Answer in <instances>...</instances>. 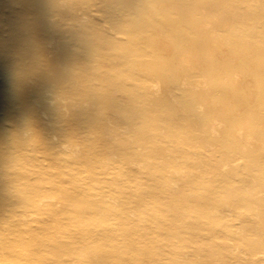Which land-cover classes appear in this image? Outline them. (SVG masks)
<instances>
[{
  "label": "bare ground",
  "instance_id": "1",
  "mask_svg": "<svg viewBox=\"0 0 264 264\" xmlns=\"http://www.w3.org/2000/svg\"><path fill=\"white\" fill-rule=\"evenodd\" d=\"M27 1L38 7V14L20 8L9 12L0 20V24L10 26L7 37L0 39V220L10 221L12 216L20 218L17 227L10 223L13 229L11 233L18 239L10 242L9 250L4 241V238L8 239L9 233L0 232V252L7 251L12 264L21 260L31 264L42 252V264H60L53 260V255L58 251L69 256L68 264H174L175 252L170 244L167 249L161 247L160 252H156L157 249L152 246L155 240L152 234L154 229H159L157 232L162 237L174 234L177 239H181L186 233L172 229L177 224L188 222L191 229L193 227L196 231L195 234L200 235L203 231L202 225H199L200 217H214L218 220L229 218L242 208L239 203H245V209L252 213V217L264 216V166L257 167L261 160L256 161L255 165L251 163L253 168L248 177L241 181L240 188L247 193L239 199L235 198V187L228 169L230 162H240L249 154V150L246 153L245 143L255 154H261L260 138L264 136V47L242 50L237 41L230 45L224 43L218 31L226 28L227 20H233L237 24L246 19V15L241 17L228 12L222 16L219 12V7L224 5L221 0H208L203 1L204 3L194 0L191 5L184 0H149L145 14L159 17L174 15L175 18L159 26L154 21L137 25L136 32L139 34L137 33L135 41L149 44L148 55L138 52V43L131 46V50H134L132 54L125 55L127 49L121 43V34L112 32L119 24L106 31L100 30L96 41H86L88 44H84L81 52L72 50V44L67 39L60 43L62 46L59 50L52 52L42 47L36 34L46 31L63 32L60 28L61 21L73 13L77 0H68L65 9L55 0L44 1L42 5L38 0ZM107 3L108 0L96 1L93 12L101 16L109 13L110 6ZM229 3L246 8H251L252 5L251 0H229ZM118 10L124 15H132L131 19L134 20L133 14L138 8L133 0H121ZM191 10L195 11L189 14ZM83 15L85 12L79 15V21L85 18ZM213 16L221 17L215 29H206L195 36L191 33L199 27L200 19ZM54 22L57 25H53L52 30L46 28H50ZM169 23L182 28L179 32L169 30L175 41L172 46L165 37L158 35ZM235 33L237 36L242 32ZM28 35L35 37L29 40L26 38ZM131 41L132 39L127 43L130 44ZM95 55L112 64L128 62L130 71L127 76L135 79L134 94L143 105L140 112H133L132 115L117 120L113 115L127 109L121 108V105L103 103V90L86 86L88 70L80 72L77 66L90 63L89 56ZM154 61H161L164 65L160 69L153 64ZM146 62L153 66H146ZM183 62L187 64V69ZM187 72L192 73L195 79L189 80ZM89 73L96 81L106 84L112 79L94 66L90 67ZM115 89L116 92L126 91V86L117 85ZM82 93L88 94L92 103L86 109L72 104L73 95ZM96 95H101L98 103L93 102L99 98ZM36 98V102L31 101ZM232 102L246 105L240 116L237 115L240 108H236V105L229 107ZM160 105L166 108L164 118L168 123L166 134L171 138L169 144L160 142L161 134L165 133L153 114L154 108ZM62 108H74L80 114L75 120L67 121L68 129L60 128L59 138H53L54 134L50 136V132L58 128L60 123L66 122L63 116L66 114ZM42 111L50 112V123L46 121L49 129L39 117L38 113ZM102 112L103 117L100 115ZM140 114H145L146 120L147 117L150 119V129L144 130L136 138L125 137L122 142L121 134L126 136L134 131L139 119L136 115ZM216 116L221 117V120ZM71 129L77 131L78 135H71ZM110 130L121 131L120 135L117 134L120 136L119 142H116L115 134L98 135ZM33 131L36 132L34 137ZM150 141H155V146L144 152L138 151L141 142ZM63 143H67L64 151ZM218 145L221 150H218ZM27 148L33 152H42V160L48 163L65 160L67 165H87L94 162L99 168L115 164L118 165L115 167L118 171L116 175L125 174L127 178L131 176L133 179L141 176L139 166L146 164L152 170L148 179L151 182L150 190L135 198H147L150 207L140 208L138 216L142 221L141 213L147 210L151 219L154 217L157 220L156 223L149 227L152 228L149 232H143L139 228L134 230L125 224L134 208L129 194H117L114 197L84 195L82 192L86 189L80 188L78 191L81 194L37 198L41 188L34 184L41 177H47L48 181L54 183V187H58V192H64L62 183L78 180V177H84L87 172L77 167L69 169L67 165L47 172L30 171L24 165H31L29 160L33 161V154L21 156ZM253 156L252 154L250 158ZM210 157H215L214 161L207 159ZM13 164L24 166L20 175L11 172ZM67 170L72 173L67 174ZM26 177L31 179L33 187L17 192L18 199L8 203V193L2 190L4 183L23 182L27 180ZM126 183L127 187H132L129 180ZM110 185L114 189L124 186L123 183ZM72 189L75 188L67 190ZM106 197L109 198L108 201H117L120 207L111 206ZM15 208L20 212H15ZM67 209H72L69 215L71 222L84 224L75 234L68 231L66 235H46L39 238L32 226L26 229L21 227L22 222L26 221V212H32L39 219L44 217L50 222L51 217L60 219ZM251 216L243 224V237L247 232L262 226L260 222L251 220ZM35 223L40 222L35 220ZM224 228L220 226L214 229L223 233ZM47 229V226L43 227V230ZM137 233L142 236L152 234V243L136 242ZM108 240L119 243L110 244ZM21 243L29 244V248H26L29 252L18 251ZM212 255L209 252L206 254L208 257Z\"/></svg>",
  "mask_w": 264,
  "mask_h": 264
},
{
  "label": "rangeland",
  "instance_id": "2",
  "mask_svg": "<svg viewBox=\"0 0 264 264\" xmlns=\"http://www.w3.org/2000/svg\"><path fill=\"white\" fill-rule=\"evenodd\" d=\"M42 5L44 4V1L48 0H38ZM68 0H55L56 3L59 5H62V8L65 9L66 4ZM98 0H77L76 3V8L73 10V13L68 14L63 21H61V31L63 32H51V31H46L45 33L41 34L38 33L36 34L40 40L41 44L43 45V48H46V51L52 50L57 51L61 48V42L65 39L70 41V44H72V50H78L81 52V50L84 47V44L87 42L94 43L96 39L99 36V33L101 32L100 30H108L111 28V26H115V24H119L120 26H115L114 31H112L114 34L120 33L121 36L120 38L123 40L121 42L127 49L125 52V55L132 54L134 50H131L132 47L134 46L133 44H137V47H139L138 52H140L141 55H148L150 51L149 44L146 42H136L135 37L138 32L136 30L138 29V26H141L144 23H147L148 21H154L156 25H162L163 22H169L173 21L174 15H169V16H157L153 14H145L147 11V1L149 0H133V3L137 6L138 11L133 14L135 15V19L132 20L131 16L132 15H124L122 14L118 8L120 5L121 0H108V5L110 6L109 8V13L107 14H102L101 15H96L93 10L95 9V3ZM186 3L189 5L192 4L194 0H184ZM203 1H208V0H200L202 3ZM224 5L220 6L221 10L219 12L223 14L225 13L228 14L232 12L236 13L237 15L241 16L246 15V19L242 20V22H238L236 24L235 21L227 20L226 21V28L224 29H218L222 40H224V43L226 44H232L233 42L237 41L239 44H241V49H248V48H253L255 50H258L260 47H264V0H251L252 5L251 8H246L244 6L238 7V5H231L229 3V0H221ZM195 3V2H194ZM204 3V2H203ZM24 7V8H23ZM26 9L30 11L33 14H38V7H35L34 5L28 3L27 0H6L3 3V0H0V20L4 19L5 16L8 15L9 12L11 11H16ZM195 11V10H194ZM194 11H189L191 13H194ZM85 12V15H83V18L81 21H79L81 18L79 15ZM101 14V13H100ZM188 14V16H189ZM221 20V17L219 16H213L210 18H203L200 19V23L198 24L199 27L195 29V31H191L193 35H199L200 32H203L204 30H213L215 29L216 23ZM6 22V21H5ZM53 25H57V22H54L52 26L46 27L48 29L52 30ZM138 25V26H137ZM31 26V25H29ZM179 25H171L169 23L168 26L165 28L163 27V31L158 33L160 37H165L166 41L172 46L174 45V36L169 32V30H174L176 32L182 31L181 27H178ZM161 27V26H160ZM63 28V29H62ZM10 26L7 24H0V39L7 37V31H9ZM235 31H241L242 33L240 35L236 36ZM139 34V33H138ZM235 34V35H234ZM34 35H28L26 38L29 40L34 38ZM112 37H114L112 35ZM119 39V38H118ZM132 39L131 43H127ZM134 39V40H133ZM33 40V39H32ZM36 41V40H35ZM141 42V43H140ZM136 46V45H135ZM136 49V47H135ZM90 57V63H85L77 66V70L80 72H85L87 71V77L85 79L86 86H92L93 88H96L97 90H103V103L109 104V105H121V108L127 109V111L119 112L118 114L113 115V118L115 119H122L123 117L127 115H132L133 112H140V108L143 106L141 103V100H138L137 97L135 96V90L134 89V83L135 79H130L127 72L130 71V68L128 67L126 62L122 63H108L104 62L101 59H99L96 55L89 56ZM146 58V57H144ZM147 59V58H146ZM149 60V59H147ZM94 61V62H93ZM150 61V60H149ZM152 62V61H150ZM150 62H146V66H151L152 64ZM163 63V62H162ZM161 61H154V65H156L158 68H162ZM179 63V62H177ZM184 65V68L187 69V64L182 63ZM130 65V63H129ZM63 67V65H61ZM60 66V67H61ZM94 66L98 71L102 72V74L112 77V79L106 84V82H100L96 81L94 78L90 77L92 76L89 73L90 67ZM153 66V65H152ZM147 68V67H146ZM188 73V72H187ZM187 78L189 80H194L195 77L192 73H188ZM1 81V77H0ZM153 81V80H152ZM117 85H124L126 86V91L118 90L116 92L115 87ZM101 95H96L97 98L94 100V103H98ZM73 105L74 106H82L84 109H86L88 106H90L91 100L88 97V94L82 93L81 95H73ZM58 99V98H56ZM33 102L37 101L36 99L31 100ZM53 102V101H52ZM233 105H236V108H240V111L237 112V115L240 116L241 113L244 112L246 109V105L243 103L239 102H232L230 106L233 107ZM231 107V109H233ZM164 106L160 105L157 108H154V117L158 121L159 126H162L164 129L163 133L161 134V143L164 144H169L171 143V138L168 137V134H166L167 131V126L168 123L165 121V110ZM166 109V108H165ZM63 113L66 115L64 116V119H66V122L60 123L58 128H55L51 134H54L53 138H59V135L61 134L59 132L60 128H65L68 129V124L67 121H70V119L75 120L80 112H78L76 109L70 108V110H66L65 108H62ZM39 117L40 119L43 120L44 126L48 127V123L46 121H49L50 123V112L49 111H42L39 112ZM86 115V113H84ZM101 117H103V112L100 114ZM139 117V119L136 122L134 131L131 134L128 135H123L121 134V131H105L102 133H99L98 135H109L108 133H111L112 135L121 134L123 137L121 141L123 142L126 138H136L139 135H141L144 130L150 129L151 126V121L147 117V120L145 119V114H140L136 115ZM104 117H106V114H104ZM100 118V117H99ZM216 118H221L216 116ZM53 119V118H52ZM61 120V117L59 118ZM221 120V119H219ZM54 121V119H53ZM62 122V121H59ZM10 125V123H9ZM161 127H159L160 130ZM49 129V127H48ZM34 132V131H33ZM71 135L77 136V131L71 129L69 131ZM149 134V132H148ZM33 137L36 135V132H34ZM115 137L116 142H119L120 136ZM259 138V137H258ZM261 144L259 151L261 154H255V152L251 149H249V146L245 143L246 146V153L249 150V154L243 157V160H239L240 162H234L229 164V171H230V177L232 178V184L235 187L234 195L236 199L242 198L243 195H246V192H243L240 188L242 185V180L246 179L248 175L250 174V170L253 168L252 165H255L256 161L261 160V164L258 163L257 167L262 168L264 166V136L260 138ZM67 143H63L64 148L62 147V151L65 150V145ZM155 141H150V142H141L139 146V152H144L146 149H149L152 146H155ZM244 145V143H242ZM219 146V145H218ZM218 150H221L220 146L218 147ZM33 154L32 157L34 158L33 161L29 160L31 162V165H24L30 168V171L37 170V171H45L47 172L48 170H56L59 167L66 166L67 163L64 161H56V163H48L44 162L42 160V152H33L30 148H27L24 150V154H21V156L25 155H30ZM254 155L253 158H250L251 155ZM22 158V157H21ZM257 158V159H256ZM211 162L214 161L215 157H210L207 158ZM253 160V162H249V160ZM226 161L228 159L225 158ZM207 163V161H206ZM252 163V165H251ZM24 164V163H23ZM23 165H16L13 164L11 167V172L18 174L19 175L23 172L22 169H24ZM118 165L115 164H108L106 167L99 168V166L96 163H89L87 165H80L78 163H71V165H67L69 169L72 167H77L81 169L83 172H87L84 174V177H78V180L68 182V183H62L61 187H63L65 190L64 192H58L56 189L58 188L57 186L54 187V183L48 181L47 177L43 178L41 177L40 180L34 184L37 187L41 188L40 192L37 194V198L41 197H48V198H56V196L59 195H76V194H81L78 190L80 188H85L86 190L82 193L84 195L88 194H100V195H106V196H117V194L122 195V194H129L131 196V201L133 203V211L129 214V220L128 222L125 221V224L130 225L131 227L136 230V228L143 229V232H149L152 228H149L152 226V224L156 223V219L153 217L151 219L150 212L149 211H144L141 213L142 221L139 220V209L140 208H148L150 207L149 202L146 201L147 198L144 199H137L135 197L140 196L144 194L147 190H150L149 187L151 186V182L148 180L149 175L152 173V170L148 168L146 164H141L139 166V169L141 171V176H136L134 179L131 177L127 178L125 174H119L116 175V169ZM68 171V170H67ZM72 172L68 171L67 174H71ZM92 173H98L97 175H92ZM260 173V170H259ZM259 176V175H258ZM14 177V176H12ZM92 177V179L90 178ZM15 178V177H14ZM27 180H24L23 182L21 181H6L4 186L2 187V190L5 191L7 194V199L8 203L13 202L18 199V194L17 192H23L25 188L31 189L33 186L31 183V179L26 177ZM138 179V181H137ZM129 180V184L132 185V187H127L126 181ZM60 183V182H57ZM112 183L115 184H121L123 183L124 186H122L120 189H114L113 187H110ZM74 187L75 189L72 190H67L69 188ZM90 187H93V189H90ZM232 187V186H231ZM56 190V191H55ZM149 198V197H148ZM106 201H108V197L105 198ZM139 200V201H138ZM235 200V199H234ZM51 201V200H50ZM111 206L113 207H120L119 204H117V201H108ZM235 204H237L235 202ZM52 206V205H51ZM142 206V207H141ZM238 206V205H237ZM239 206L242 208L238 209L237 212L232 215L229 218H222L218 220V218L214 217H200L199 225H202L203 231L200 233V235L195 234L196 231L191 229V225L188 222H184L182 225L177 224L176 227H174L172 230L176 232H185L186 235L184 238L177 239L174 234L166 237H162L159 235V229L152 233L155 237V240L152 244V246H155L157 249L156 252H160V248L163 247L162 249H167L169 244L170 247L172 248V251L175 252L174 257L175 262L174 264H248V263H253V264H264V216L255 218L252 217L251 214L248 212V209H245L247 206L245 203H239ZM15 212H20L19 209L15 208ZM72 213V209H67L65 213H63L60 216V219H56L54 217L50 218V222H47L48 219H44V217H39L35 216V214H32V212H26L24 214V219H26L25 222H22V226L24 229L26 227L32 226L34 229V232L39 238L45 237L46 235H66L68 231H72L77 233L84 224H78L75 222H71V219L69 218V215ZM251 216V220L256 222H260L262 226L258 229L255 228L253 231L247 232L246 236L243 237L244 229L243 226L245 225V222L247 218ZM57 217V216H56ZM12 220L4 221L0 220V232H7V238H4L6 247H10V242L12 243L14 240H17L18 237L15 235H12L13 229L10 226V223L16 224V227L18 225V222L20 220L19 216H12ZM35 220L40 222L39 224L35 223ZM100 223L99 221H96ZM95 222V223H96ZM47 223V224H46ZM111 222H106V224H109ZM218 223V224H217ZM244 224V225H243ZM179 225V226H178ZM47 226L49 229L43 230V227ZM223 226L225 227L223 230V233H218L217 227ZM216 228V229H214ZM262 229V231H261ZM105 230V229H104ZM215 230V231H214ZM263 232V233H262ZM65 233V234H64ZM194 233V235H192ZM152 234L148 233L144 236L136 234L137 241L145 242L146 244H151L152 239L151 236ZM192 235V237H191ZM243 238V241L241 242V239ZM109 243L111 244L113 241L108 240ZM149 242V243H148ZM113 243H119V242H113ZM29 248V244H22L21 246L18 247V251L20 253H26L29 252L26 248ZM9 250V249H8ZM17 251V250H16ZM207 252H209L212 255L211 257L206 256ZM77 254L83 255L84 252H77ZM54 263H60V264H68L69 262V256H66L62 251L56 252L54 255ZM44 261V252L40 254L38 257H36L35 261L30 262L31 264H42ZM0 262H3V264H12L11 257L7 251H1L0 252ZM15 264H26L24 261H19L15 262Z\"/></svg>",
  "mask_w": 264,
  "mask_h": 264
}]
</instances>
